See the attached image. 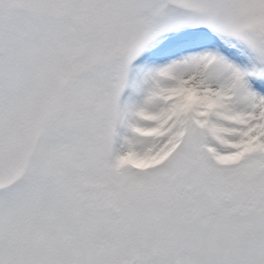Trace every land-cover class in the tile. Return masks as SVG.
Masks as SVG:
<instances>
[{"label": "snow or ice", "instance_id": "snow-or-ice-1", "mask_svg": "<svg viewBox=\"0 0 264 264\" xmlns=\"http://www.w3.org/2000/svg\"><path fill=\"white\" fill-rule=\"evenodd\" d=\"M0 264H264V0H0Z\"/></svg>", "mask_w": 264, "mask_h": 264}]
</instances>
